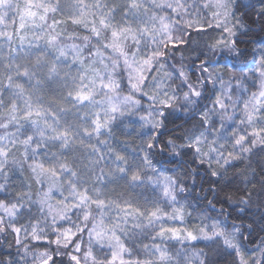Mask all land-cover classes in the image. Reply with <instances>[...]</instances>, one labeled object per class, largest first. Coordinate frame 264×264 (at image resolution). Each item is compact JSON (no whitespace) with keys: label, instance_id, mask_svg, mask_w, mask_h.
<instances>
[{"label":"snow or ice","instance_id":"6c2138e0","mask_svg":"<svg viewBox=\"0 0 264 264\" xmlns=\"http://www.w3.org/2000/svg\"><path fill=\"white\" fill-rule=\"evenodd\" d=\"M0 237L264 264V0H0Z\"/></svg>","mask_w":264,"mask_h":264},{"label":"trees","instance_id":"16d2710c","mask_svg":"<svg viewBox=\"0 0 264 264\" xmlns=\"http://www.w3.org/2000/svg\"><path fill=\"white\" fill-rule=\"evenodd\" d=\"M211 198V197H209ZM36 243V242H33ZM39 243H47L46 241H41ZM9 244H14V241L11 237H7L6 239L3 237H0V256H8V255H14L16 253V246L9 247ZM227 257H224L221 259L220 264H226Z\"/></svg>","mask_w":264,"mask_h":264}]
</instances>
